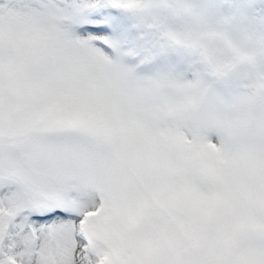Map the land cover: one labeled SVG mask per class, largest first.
<instances>
[{"label":"snow or ice","instance_id":"obj_1","mask_svg":"<svg viewBox=\"0 0 264 264\" xmlns=\"http://www.w3.org/2000/svg\"><path fill=\"white\" fill-rule=\"evenodd\" d=\"M0 264H264V0H0Z\"/></svg>","mask_w":264,"mask_h":264}]
</instances>
